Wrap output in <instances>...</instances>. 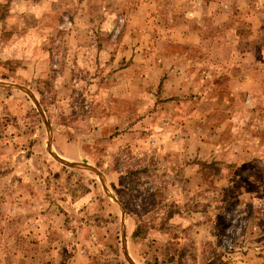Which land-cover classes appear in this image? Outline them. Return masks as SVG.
<instances>
[{
    "label": "rangeland",
    "instance_id": "374dc122",
    "mask_svg": "<svg viewBox=\"0 0 264 264\" xmlns=\"http://www.w3.org/2000/svg\"><path fill=\"white\" fill-rule=\"evenodd\" d=\"M0 264H264V0H0Z\"/></svg>",
    "mask_w": 264,
    "mask_h": 264
}]
</instances>
